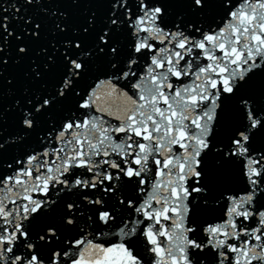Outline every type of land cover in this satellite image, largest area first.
I'll list each match as a JSON object with an SVG mask.
<instances>
[{
  "label": "snow or ice",
  "instance_id": "6c2138e0",
  "mask_svg": "<svg viewBox=\"0 0 264 264\" xmlns=\"http://www.w3.org/2000/svg\"><path fill=\"white\" fill-rule=\"evenodd\" d=\"M17 2L42 0H0V76L9 38L23 39L4 15ZM70 2L110 10L72 29L90 47L40 49L59 79L15 102L8 135L0 109V264H144L137 245L150 264H264V110L250 91L264 81V0ZM14 19L40 39V23Z\"/></svg>",
  "mask_w": 264,
  "mask_h": 264
},
{
  "label": "water",
  "instance_id": "95a60500",
  "mask_svg": "<svg viewBox=\"0 0 264 264\" xmlns=\"http://www.w3.org/2000/svg\"><path fill=\"white\" fill-rule=\"evenodd\" d=\"M17 8H20V12H15L12 9L10 12H5L4 15L8 16L13 22L9 25L10 29H14L16 35L23 37L21 41H17L15 36L10 37V47L5 48V59L8 63L3 66V73L0 76V109L4 111V128L7 130L6 135L11 133L17 123V111L13 107L16 101H20L23 106L24 101L36 92L45 91L51 89L59 79L58 70H54L52 73L44 72L43 63L47 62L46 56L43 54L38 55L41 48L48 49V55L53 54L52 44L56 47L62 48V41L65 39H78L86 47L91 46V37L73 36L72 29L80 28L82 25L86 26L87 15L90 12L96 13L97 25L103 24L104 18L107 16L110 10V5L99 2H81L79 4H72L70 0H42L40 4H26L17 2ZM171 7L179 10L178 5H171ZM48 9L49 14H45L41 9ZM56 11V16H51L52 11ZM60 12L68 13L67 20H61L59 17ZM16 17L23 16L24 19L32 17L33 23H40V39L32 40L29 36L24 33V29L28 28L31 30V25H26L24 20H20L19 23L14 19ZM56 23H60L61 26L68 25V30L65 33H59L58 30L54 31ZM18 46H26L29 48V55L20 59L19 63H16L18 59L16 49ZM56 56L59 57V52H56ZM62 59V57H60ZM40 64V71L43 73L42 79H36L32 74L33 63ZM93 73H89L92 75ZM11 81V83H9ZM86 83V81H85ZM43 86V87H42ZM27 90V95H26ZM251 94L255 99L256 103L261 106L264 110V81H257L256 86L252 88ZM71 107V104L65 105V111ZM60 113H53V118H56ZM232 123L231 112H226L223 116V122L220 125L219 138H224L225 130ZM216 140L214 139V143ZM254 147L264 149V131L257 134L254 137ZM11 151L7 153L6 158H11ZM213 161L209 162V167H212ZM46 222H41L40 227L45 226ZM136 254L141 257L144 264H150L152 257L146 251L143 250L141 245H137Z\"/></svg>",
  "mask_w": 264,
  "mask_h": 264
}]
</instances>
